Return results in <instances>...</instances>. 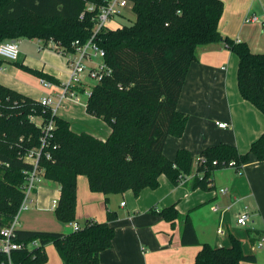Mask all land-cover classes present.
<instances>
[{
  "label": "trees",
  "instance_id": "16d2710c",
  "mask_svg": "<svg viewBox=\"0 0 264 264\" xmlns=\"http://www.w3.org/2000/svg\"><path fill=\"white\" fill-rule=\"evenodd\" d=\"M105 1L0 0V42L37 39L44 48L52 49L48 43L53 40L63 51L75 53L94 34L96 12H88V4L101 6ZM132 2L133 23L108 26L95 37L112 73L92 87L86 108L109 125L107 138L75 132L71 122L51 108L0 84V231L14 220L25 198L24 172L31 164L23 156L40 145L42 130L31 116L54 121L48 149L51 158L43 157L41 167L46 180L60 185L55 215L62 224L77 222L79 176L88 178L93 192L108 196L132 191L139 197L145 189H157L162 175L174 185L184 183L211 191L215 188L214 173L230 162L234 161L240 172L252 157L264 161V132L244 154L236 146L218 144L198 157L186 149H180L174 160L165 155L168 137H181L188 124L189 117L178 109V103L190 66L197 61V49L218 42L227 44L239 58L237 78L242 97L263 113L264 53H254L246 42L223 37L219 30L223 0ZM159 215L173 226L181 219L184 246H201L194 264L256 260L244 252L234 235L228 247L201 244L190 216L182 217L176 205L161 209ZM117 217V212L110 211L106 221L89 220L68 234L18 229L19 242L39 240L41 246L17 251L15 257L20 264H46L45 248L53 243L63 264H102L100 254L113 245L111 222ZM249 236L255 244L259 235L250 230Z\"/></svg>",
  "mask_w": 264,
  "mask_h": 264
},
{
  "label": "crops",
  "instance_id": "0c3cea01",
  "mask_svg": "<svg viewBox=\"0 0 264 264\" xmlns=\"http://www.w3.org/2000/svg\"><path fill=\"white\" fill-rule=\"evenodd\" d=\"M223 2L224 13L219 24L223 37L246 42L254 53H264V0ZM251 17L257 20L246 22ZM19 50L16 61L3 60L0 84L34 100L40 101L52 94L57 101L63 85L70 79L67 57L55 49L44 48L37 39L21 41ZM238 68V56L224 42L197 49V61L190 66L178 103V109L189 117L188 124L181 137H168L164 153L169 159L174 160L180 149L189 150L198 157L206 148L218 144L236 146L244 154L263 134L264 113L242 97ZM41 75L52 80L55 87H44ZM90 85L91 79L86 76L84 87ZM85 88L79 90L80 102L65 99L56 114L70 121L75 132L85 131L105 139L111 128L87 112L88 97L82 98ZM224 122L228 127L220 128L218 123ZM213 180L214 190L205 191L184 183L174 185L162 175L157 189H145L136 197L132 191L108 196L93 192L88 178L79 176L76 221L81 226L89 220L104 222L108 212H117V219L111 222L115 229L113 245L100 254L102 264H194L201 246H184L181 219L173 226L159 215L161 209L176 205L182 217L190 216L201 244L228 247L230 236L234 235L242 242L244 252L256 258L254 262L241 264H264V242L259 245L264 237V161L252 157L240 172L230 166L219 169ZM222 189L227 192L223 193ZM33 198V211L50 215V219L42 222L45 225L28 231L66 234L72 231L69 224L60 223L55 211L50 210L52 201L60 198L58 183L41 181ZM216 206L218 211H214ZM244 211L250 214L247 226L237 222ZM250 230L258 232L255 244L251 242ZM54 248L58 264H63L55 245ZM46 264H49V254Z\"/></svg>",
  "mask_w": 264,
  "mask_h": 264
},
{
  "label": "built area",
  "instance_id": "2783aa9c",
  "mask_svg": "<svg viewBox=\"0 0 264 264\" xmlns=\"http://www.w3.org/2000/svg\"><path fill=\"white\" fill-rule=\"evenodd\" d=\"M132 0H106L104 5L96 6L95 4H88L87 11L95 13L93 21H95V29L93 37L83 46H79L75 53L65 52L62 47H58V44L51 40L48 45L56 51L62 53L67 57L70 64V79L62 87V91L58 95V100L49 95L40 100L42 105L51 108L52 112L56 114V111L63 105L65 99L71 98L76 102L81 101L79 90L84 87L86 76L97 82H100L104 77L110 76L112 69L105 63V51L102 47L95 42V37L99 31L108 27L114 21H117L118 16L123 17V11L129 9L132 11ZM85 13L81 15L83 19ZM257 17H251L246 19V22L256 21ZM20 40H7L0 42V58L7 61H16L19 57ZM79 43V42H78ZM228 47V45L226 44ZM41 83L44 87L54 88L53 83L42 79ZM92 93V88H85L84 94L89 97ZM17 104V102H15ZM31 120L37 124L42 130V136L40 139V145L36 148L28 151L23 159L31 164V168L27 169L24 174L26 183L24 185V201L19 209L18 214L14 220L0 231V264H20L15 257L17 251L28 250L33 251L41 246L39 240H34L28 243L19 242L17 240L18 223L20 214L24 210H29L30 206L34 204V193L38 188V184L44 178V169L41 167V159L43 157L50 159L51 154L48 151L50 146V140L54 129V121H43L38 117L31 116ZM220 128H227L228 123H218ZM216 164V162H214ZM230 167H235V162L229 163ZM223 193L227 192V189H222ZM59 204V199H54L50 205V210L56 211ZM125 205V202L122 203ZM214 211H218V207H214ZM250 221V214L248 211H244L239 215L237 222L241 226H247ZM72 231H77L81 228L77 222L69 223ZM223 233V231H220ZM264 237H262L260 246L263 245Z\"/></svg>",
  "mask_w": 264,
  "mask_h": 264
},
{
  "label": "rangeland",
  "instance_id": "374dc122",
  "mask_svg": "<svg viewBox=\"0 0 264 264\" xmlns=\"http://www.w3.org/2000/svg\"><path fill=\"white\" fill-rule=\"evenodd\" d=\"M123 17L118 16L120 19V22L114 21L111 24H108L109 27L115 28L116 26H119L120 24H131L136 20V15L129 9H126L123 11ZM28 39L23 38L21 41H27ZM96 84V81L91 80V85L89 86V89H91ZM51 96L55 97V95L50 94ZM86 98L87 96H83L82 98ZM43 183H46L47 180L45 178L42 179ZM55 183V182H54ZM54 186V184L52 185ZM56 186H54L55 188ZM58 187H56L57 189ZM59 189V188H58ZM52 199V198H51ZM33 205L30 206L29 210H24L20 214V219L18 223V229H25V230H32V228H37L39 225H45V223H42L45 219H50V215L47 214H41L33 211L32 208ZM53 217V216H52ZM67 231L69 229H66ZM56 251L54 248V244L51 243L48 245V254H49V264H58L59 257L56 255Z\"/></svg>",
  "mask_w": 264,
  "mask_h": 264
}]
</instances>
